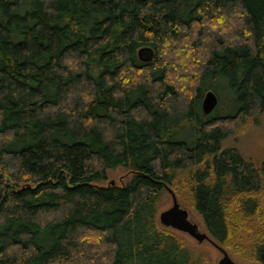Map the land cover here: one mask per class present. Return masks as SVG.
I'll return each instance as SVG.
<instances>
[{"label":"trees","instance_id":"1","mask_svg":"<svg viewBox=\"0 0 264 264\" xmlns=\"http://www.w3.org/2000/svg\"><path fill=\"white\" fill-rule=\"evenodd\" d=\"M263 111L264 0H0V264H198L156 218L166 187L264 264V164L223 147Z\"/></svg>","mask_w":264,"mask_h":264},{"label":"rangeland","instance_id":"2","mask_svg":"<svg viewBox=\"0 0 264 264\" xmlns=\"http://www.w3.org/2000/svg\"><path fill=\"white\" fill-rule=\"evenodd\" d=\"M184 57H186L184 58L186 66H188L189 64L191 65V56L188 53H185ZM175 62L178 63V60H175ZM189 69L190 72L186 70V68H182V71H178V73L174 74L173 78L179 82L183 77H191L192 74L195 73V69ZM216 92H219V94H217ZM215 93L218 97V105L216 107L217 113L220 115L228 113V111L230 110L229 106L231 105L230 93L225 88H223L222 85L216 88ZM254 120L255 121L253 122L252 118H249L245 119V121L240 119L239 121L236 120L235 122L227 123L228 126H226L230 128L231 134L223 143V147L237 149L247 161L251 162L255 166L260 167L264 164V111ZM224 123L226 124V122ZM129 176L130 173L128 172V170L124 169L123 167H117L108 171V178L105 183H115L119 185L126 181ZM172 189L170 187H166L161 199L158 202L156 212L157 220L159 213L172 205L171 191H174L173 193L175 194L180 206L188 211L189 219L198 225L200 231H205L199 215L194 211L192 206L189 205V201L187 199L188 196L185 192H183L184 190L175 188ZM170 231L178 235L183 241L189 243L192 251H194L197 255V257H195L197 258L198 264H217L218 260L222 257V253L208 241L199 243L186 233H182L177 230L175 231L172 228H170ZM226 250L228 255L234 262L238 264L252 263L251 261L246 260V258L242 259L239 255H236L231 250Z\"/></svg>","mask_w":264,"mask_h":264},{"label":"water","instance_id":"3","mask_svg":"<svg viewBox=\"0 0 264 264\" xmlns=\"http://www.w3.org/2000/svg\"><path fill=\"white\" fill-rule=\"evenodd\" d=\"M137 55L140 61L147 62L152 60L153 51L150 48L143 47L138 50ZM217 103L218 98L214 91H206L201 102L203 113L210 114L216 108ZM171 195L172 205L169 208L161 211L158 215V221L160 222V224L182 233H186L199 243L203 241H208L209 243H211L222 253V257L218 260L217 264H238L234 262L228 255L227 251L220 245L215 243L205 231L202 232L199 230L198 225L189 219L188 211L180 206L175 194L172 191Z\"/></svg>","mask_w":264,"mask_h":264}]
</instances>
